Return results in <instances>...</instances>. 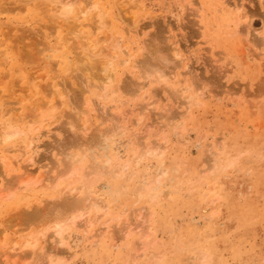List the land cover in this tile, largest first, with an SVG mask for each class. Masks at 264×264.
<instances>
[{"label": "rangeland", "instance_id": "obj_1", "mask_svg": "<svg viewBox=\"0 0 264 264\" xmlns=\"http://www.w3.org/2000/svg\"><path fill=\"white\" fill-rule=\"evenodd\" d=\"M121 1L81 0L77 7L79 12L90 10L78 14L77 32L93 35V51L103 56L115 51L116 74L115 87L107 90L106 99L97 94L103 92L102 84H85L84 107L92 123L97 115L106 114L94 127H106L103 133L108 132L111 146L91 139L95 132L90 124L91 134L83 132L86 145L74 147L67 118L77 110L71 96L79 94L72 74L76 42L66 27L48 24L35 0H0V133L20 127L28 133L24 144L34 146L19 156L21 151L13 149L21 145V136L0 142V154L13 161L7 174L4 166L0 171L11 178L20 170L38 167L30 180L46 178L42 187L30 184L6 191L1 198L0 262L16 246L14 239L21 238L17 244L21 248L30 234L53 224L43 218L28 221L29 213L40 210L50 218L61 194L81 198L88 187L108 212L88 227L89 232L67 228L62 238L68 249L49 234L45 250L66 248L68 253L58 255L65 264H264V46L260 43L264 42V0H125L120 7ZM92 2L107 11L105 26L95 20ZM237 10L245 13L247 22L244 18L237 22ZM115 34L122 38L118 50ZM164 42L171 43L169 53L176 47L181 56L175 58L171 52L167 66L177 62L179 68L164 67V72H174L165 73V84L151 77L136 93L128 92L123 84L139 79L140 62L150 56L147 52L152 54L151 47ZM120 48L125 49L119 52L122 55L117 52ZM191 93L194 102L188 98ZM41 98L55 102L54 114L29 133L15 119H25L27 109ZM112 116L121 133L112 129ZM149 143L164 152L162 162L142 152ZM75 152L85 157L77 176L49 182ZM108 158L107 169L93 171ZM161 166L165 173L155 182ZM92 210L87 219L95 213ZM141 214L146 220L143 229L124 233L129 224L136 227L141 222ZM41 243L22 264L46 263ZM18 246L16 250L23 252Z\"/></svg>", "mask_w": 264, "mask_h": 264}, {"label": "bare ground", "instance_id": "obj_2", "mask_svg": "<svg viewBox=\"0 0 264 264\" xmlns=\"http://www.w3.org/2000/svg\"><path fill=\"white\" fill-rule=\"evenodd\" d=\"M30 1H32V0H29V2ZM36 2H38V4L39 5H37V6H41V7H38V8H42L43 10L42 11H44L45 13H46V15L47 16H45V17H47V20H49V23L48 24H52L53 23V25H54V23H59V24H61V25H59V27L60 26H64V27H66V29H67V34L76 42V44L75 43H73L72 45H76L75 47L77 48L76 49V53H77V51H78V57H75V58H77V60L75 59V62H74V66H73V71H72V74H74V77H76L75 79L77 80V83H75V85L76 86H78V91H79V94L78 93H76V92H74V95H73V97L71 96V98L73 99V101H74V103L76 104V106H77V110H76V113H73V114H71L70 115V120H69V118H67L66 120H67V124L69 125V132H70V130L72 131V132H70L71 133V135H72V137H70L69 138V141H70V143L72 144H70V143H66V144H70L71 146H74V147H76V146H83V145H86V143H84L85 141L84 140H82L83 139V132L84 131H87L88 133H89V131H91L90 129H92V127L91 126H96V125H99V124H97L98 122L100 123L101 122V118L99 119V117H101V115H97L98 116V118H97V116H96V118H95V122L93 121V123H92V121H90V118H89V114H88V111H87V109L88 108H85L84 107V105H85V103H87V99L85 98V88H86V85L85 84H89V81H91L90 82V84H91V86H93V87H96V86H98L99 87V85L98 84H100V86H101V84H102V88L101 89H103V92H102V90H101V94L99 93V91H98V93L97 94H99L103 99H106V95H105V93L107 92V90L109 89V92L112 90L111 88L113 87V85H114V81H115V74H116V63L114 62V60H115V58H114V56H115V51L113 52L112 51V54L111 53H108V54H111V55H108L107 56V54H106V56L104 55H102V52H101V54H99L98 53V51L97 52H95V51H93V48H91V45H90V40H91V37L93 36V35H91V37L88 35V34H86L85 32L83 33L82 32V30L81 29H79L80 30V32H82L83 34H81V33H79V32H77V25L79 26L81 23H78L77 24V22H78V19H79V16H78V14L80 13L81 15L80 16H83L82 14H86V12H88V11H90L89 9H88V11H86L83 7L84 6H82V10L79 12L78 11V8L80 9V7H78L79 6V2H81V0H35ZM123 1H125V0H123ZM123 1H121V3L119 2V5H120V7H122V5L121 4H123ZM132 1V0H131ZM134 2L136 1V0H133ZM24 2H26L27 3V1H24ZM29 2H28V4H29ZM82 2H83V0H82ZM35 3V2H34ZM33 3V4H34ZM93 4L92 5H90V7L92 8V9H94L95 11H96V18L97 19H95L96 21L98 20L99 21V24H101V26L104 24V26H105V23L107 24V20L106 19H108L107 18V11H106V13L105 12H103V9H101V8H103V7H101V8H99L97 5H98V2H92ZM125 4V3H124ZM94 5V6H93ZM125 6V5H124ZM124 6H123V8H124ZM35 7H36V4H35ZM78 7V8H77ZM89 7V8H90ZM37 8V7H36ZM86 8H88V7H86ZM90 8V9H91ZM123 8H122V10H123ZM76 10L78 11L77 12V14H76ZM108 10V9H107ZM124 10H126V9H124ZM92 11V10H91ZM93 12V11H92ZM109 12V11H108ZM120 12V11H119ZM247 13V12H246ZM129 15V14H128ZM85 16V15H84ZM86 16H88L89 17V14H87ZM118 16V15H117ZM127 15H125V17H126ZM132 16V15H131ZM245 17V13L243 14L242 12H240L239 10H237L236 11V15H235V18H236V20H237V22H239L240 24H241V21H243L244 19H246L245 20V22H247L248 20V17L247 18H244ZM93 18V16L91 17V19ZM130 18V17H129ZM129 18H127L128 20H129ZM132 18V17H131ZM244 18V19H243ZM38 19V18H37ZM44 19V18H43ZM125 19V18H124ZM95 20H94V18H93V21L95 22ZM126 20V19H125ZM131 20V19H130ZM129 20V21H130ZM97 21V22H98ZM128 21V22H129ZM45 22V21H44ZM50 22H52V23H50ZM244 22V21H243ZM46 23V22H45ZM131 24V23H130ZM56 25H58V24H56ZM109 26H110V22H109V24H108ZM245 25V24H244ZM98 26V25H97ZM108 26V27H109ZM106 27H107V25H106ZM105 27V28H106ZM130 27V26H129ZM243 27V26H242ZM248 27V26H247ZM100 28H102V27H100ZM241 29V28H240ZM108 30V29H107ZM243 30H245L244 28H243ZM62 31V30H61ZM108 31H110V30H108ZM88 32V31H87ZM91 33V32H90ZM110 33V32H109ZM85 34V35H84ZM68 35H67V37H68ZM110 35V34H109ZM117 34H115V38H114V40L116 39L117 41H114V43H115V45H114V48L115 49H117V48H119L118 46H120L119 45V38H120V40L122 39L120 36H116ZM264 35V34H263ZM262 35V36H263ZM108 36V35H107ZM112 37H114V35L112 36ZM118 37V38H117ZM164 37V36H163ZM162 37V38H163ZM264 37V36H263ZM162 38H160V40H162ZM165 39H167L166 37H164ZM68 39H69V37H68ZM67 39V40H68ZM258 39V38H257ZM72 40V42H74ZM264 40V39H263ZM263 40H261V41H263ZM155 41V40H154ZM259 41H260V38L258 39V41H256V42H258L259 43ZM71 42V43H72ZM94 42V41H93ZM96 42V41H95ZM104 42H105V40H104ZM103 42V43H104ZM144 43H145V41H144ZM147 43V42H146ZM145 43V44H146ZM156 43V42H155ZM161 43V42H160ZM165 43V42H164ZM260 43H262L263 44V46H264V42H260ZM151 44H152V42H151ZM113 45V44H112ZM154 45V44H153ZM156 45V44H155ZM169 45H171V43L169 42ZM168 44H162V45H159V46H155V47H151V45H145V46H150L151 47V50L153 51L152 52V54H151V52L149 53V52H147L148 54H150V56L148 55H146L144 58H143V60L144 61H141L140 63H141V70L143 69V72H141L142 73V75H140V74H138L139 76V79H137V80H135V81H138V83H135V81H128V82H126L125 84H123V86H124V88H127L128 90V92H132V93H136L138 90H139V88H142V87H144L143 85L144 84H146L147 83V80L149 79V78H151V77H153L152 78V80H154L155 81V83H159V82H164V84H165V82L168 80V77L166 76L168 73L167 72H171L172 71V69H171V71H168V70H170L169 68L170 67H172L173 65H175V67H177V68H179V66L177 65L176 66V64H177V62L175 63V64H171L172 66H169L170 64H168V66H167V64L166 63H168V62H172V61H169L168 59L169 58H171V56H170V53L172 52H170L169 53V50H170V46H169ZM261 45V44H260ZM124 46V45H123ZM122 46V47H123ZM74 47V46H73ZM92 47H93V45H92ZM94 47H96V45L94 46ZM176 48V47H175ZM175 48H173L172 50H173V52L175 53L176 51H174L175 50ZM105 50H106V48H104ZM110 49H112V48H110ZM121 49V48H120ZM177 49V48H176ZM51 50H53V49H51ZM55 50V49H54ZM73 50H75V49H73ZM95 50V49H94ZM102 49H100L99 51H101ZM118 50V49H117ZM123 50H125L124 48H122L121 50H119V51H117L118 52V54L120 55H122V54H124V53H119L120 51L121 52H123ZM146 50H148V49H146ZM150 50V51H151ZM107 51V50H106ZM103 52H104V50H103ZM128 52H130V50L128 51ZM172 52V53H173ZM1 53H3V52H1ZM74 53H75V51H74ZM104 53H106V52H104ZM103 53V54H104ZM173 53V54H174ZM131 54H133V53H131ZM130 54V55H131ZM143 54H144V52H143ZM177 54H178V52H177ZM176 53L174 54V57L175 58H177L178 57V55H177ZM99 55H101V56H99ZM145 55V54H144ZM143 55V56H144ZM152 55V56H151ZM172 55V54H171ZM76 56V55H75ZM117 56V55H116ZM132 56V55H131ZM142 56V55H141ZM142 56V57H143ZM177 56V57H176ZM180 56V55H179ZM179 58H181V56L180 57H178V59ZM126 59V58H125ZM123 60L124 61V63H125V61L126 60ZM166 60H168V62L166 61ZM181 60V59H180ZM116 61V60H115ZM138 61V60H137ZM136 61V62H137ZM143 62V63H142ZM181 62V61H180ZM178 64H179V62H178ZM166 66L168 67V70H166L167 72H164L165 71V68H166ZM165 67V68H164ZM174 67V68H175ZM174 68H173V71H175L174 70ZM186 69H187V67H186ZM139 72V71H138ZM165 73H167L166 75H165ZM171 73H174V72H171ZM170 73V74H171ZM71 74V73H70ZM69 74V75H70ZM172 75V74H171ZM170 75V76H171ZM71 76H73V75H71ZM140 76H141V78H140ZM167 77V80H166V77ZM173 76V75H172ZM73 77V78H74ZM137 77V76H136ZM70 79H71V77H70ZM170 79V78H169ZM183 79H185L184 77H183ZM151 80V81H152ZM75 81V80H74ZM194 81V80H193ZM87 82V83H86ZM192 83V82H191ZM161 84V83H160ZM164 84H162V86L164 85ZM169 84V83H168ZM193 84V83H192ZM157 85H159V84H157ZM82 86V87H81ZM90 86V85H89ZM90 86V87H91ZM114 87H115V85H114ZM76 88V87H75ZM77 89V88H76ZM174 90V89H173ZM178 91V90H177ZM87 92H89V91H87ZM45 93H46V90H45ZM69 93V92H68ZM176 93V92H175ZM44 94V93H43ZM48 94H49V92H48ZM41 95H42V93H41ZM46 95V94H45ZM70 95V94H69ZM68 95V96H69ZM98 95V96H99ZM110 95V94H109ZM109 95H107L108 96V98H109ZM57 96V95H56ZM99 96V97H100ZM43 97H45V96H43ZM100 97V98H101ZM71 98H68V99H71ZM188 98H189V100L190 101H192V102H194V100H195V95L194 94H192L191 93V95L190 96H188ZM47 99H48V97H47ZM47 99L45 100V99H39V100H37V102L34 104V105H31L30 106V108L29 109H27V117H24L23 116V118H25V119H23L22 121L20 120L21 118H22V116H17V118L15 119L16 121V123H18V124H21L20 126H24L25 128H26V130L28 129V132L30 131L31 132V129H33V128H35V129H37V128H39L45 121H47L48 119H50L52 116H53V114H54V111H55V102H53V103H50V101H47ZM55 100V99H54ZM67 100V99H66ZM52 101V100H51ZM68 101V100H67ZM196 101V100H195ZM66 102V101H65ZM64 102V103H65ZM69 103V102H68ZM96 103V102H95ZM70 105V104H69ZM100 105H102V104H100ZM103 105H104V103H103ZM109 106V104L107 103L106 104V106ZM256 105V104H255ZM76 106H75V108H76ZM96 106V105H95ZM27 107H29V106H27ZM99 107V106H98ZM104 107V106H103ZM23 108L25 109V107L23 106ZM105 108V107H104ZM107 108V107H106ZM96 109V108H95ZM99 109H101V107L99 108ZM103 109V108H102ZM97 110H98V108H97ZM108 110V109H107ZM23 111V110H22ZM105 111V110H104ZM104 111H102V112H104ZM101 112V110H100V113H102ZM106 113L108 112V111H105ZM117 112V111H116ZM109 114V112L107 113V115ZM106 115V114H105ZM105 115H102L103 117L105 116ZM109 115H111V114H109ZM115 115V114H114ZM117 115V114H116ZM94 116V115H93ZM118 116V115H117ZM108 118V117H107ZM111 118V117H110ZM110 118L108 119V120H110ZM115 118H116V116H115ZM118 121L120 120V118H119V116H118V118H116ZM107 119H105V121H106ZM114 119H113V116H112V121L110 120V122H113V130L115 129L116 130V128L118 129V128H120L121 126L119 125V124H115V121H113ZM102 121H104L103 120V118H102ZM12 122V121H11ZM15 122H13L14 124H16ZM86 123H89L88 125L90 126V124H91V126L90 127H88V129L86 128L85 129V125H86ZM104 123V122H103ZM117 123V122H116ZM8 124V123H7ZM65 125V124H64ZM63 125V126H64ZM102 125V124H101ZM112 125V124H111ZM100 126V125H99ZM7 127V126H6ZM10 127V126H9ZM24 128V129H25ZM106 128V127H105ZM104 128V130L102 129H99L98 127H94L92 130H94V131H91V132H95L94 134H92V136H91V139H93L94 140V142L96 141L97 142V140H98V142L99 141H103L104 140V143H105V147H108V146H111V142H110V138L107 136V133L108 132H106V133H103L106 129ZM111 128V127H110ZM123 128H124V126H123ZM67 130H68V128H66ZM85 129V130H84ZM114 130V131H115ZM122 130V129H121ZM121 130L120 129H118L117 131H120V133H121ZM107 131V130H106ZM114 131H110V132H113L114 133ZM29 132V133H30ZM91 132L89 133V134H91ZM119 133V132H118ZM26 134L28 135V133L27 132H25V130H23V129H21L20 127L17 129V127H16V129H13V127H10V128H4L3 130H1V133H0V142L2 143V144H5V143H8L10 140H11V138L12 137H14V136H17V135H19V136H21L22 138V141H21V145H19V146H17V148H14L13 150H17L18 152L19 151H21V153L19 154V156H22L23 155V153L24 152H26V150L27 149H32V146L33 145H25L24 144V142H25V137H26ZM70 135V136H71ZM86 137V136H85ZM84 137V138H85ZM100 139V140H99ZM93 142V141H92ZM97 142V143H98ZM100 142V143H101ZM153 142V141H152ZM99 143V144H100ZM159 145V144H158ZM103 146H104V144H103ZM34 147V146H33ZM101 147H102V145H101ZM162 148V147H161ZM11 150V149H10ZM12 151V150H11ZM136 152V151H135ZM142 152H144L145 154H147V156L146 157H150L151 159H156V160H161V158L163 157V154H164V152L160 149V151H159V149L158 148H156V146L154 145V143L152 144H148L147 146H146V148H145V150L144 151H142ZM143 153V154H144ZM142 154V155H143ZM92 155V154H91ZM109 155V154H108ZM18 156V155H17ZM69 157V159H67V161H66V163H65V167L64 168H62V169H60V170H58L57 171V173L56 172H54V176L53 177H51V178H49L48 180H50L49 182H52L53 184H55L54 182H57V180L58 179H60V178H62L63 176H65L66 178H68V179H70V178H73V177H75V176H77V173H79V170L81 169V166H82V163L84 162V159H85V157L82 155V156H80V157H78L77 156V152H75V153H72L71 155H69L68 156ZM138 157V156H137ZM144 157H145V155H144ZM144 157L143 156H141V154H140V159H144ZM139 158V157H138ZM92 159H94V158H92ZM140 159H137V160H135L134 162H139L140 161ZM12 161V160H11ZM16 161H18V160H16ZM110 161H111V158H108V159H106L105 160V162H104V164H102V166L101 167H98V170H96L97 168L96 167H94L95 169H93V171H95L96 173H101V171H103V170H101L102 168H104V169H107L108 167V165H109V163H110ZM163 161V158H162V160H161V162ZM13 162V161H12ZM12 162L11 163H9V162H7V160H6V153H3V154H0V166H4V171L6 172V174H7V172H8V170L10 171V168H11V164H12ZM40 162V161H39ZM94 162V161H93ZM21 163V162H20ZM32 163V162H31ZM28 164V163H27ZM23 165V164H22ZM22 165L20 166V169H23L24 168V166H23V168H22ZM29 166H30V164H28ZM95 165V164H94ZM35 166L37 167V164H35ZM34 166V167H35ZM14 167V166H13ZM18 167H19V164H18ZM35 167V168H36ZM16 169H17V167H15ZM93 168V167H92ZM99 168H101L100 170H99ZM37 170H39L38 169V167L36 168ZM36 169H32V168H25L24 170H20V172L18 173V174H16V176H15V173H14V176L15 177H13L12 175L13 174H11V178H4L3 176H2V170L0 171V176H1V178H0V181H2V183L0 182V200H1V198H4L5 197V192L6 191H9V190H12V192H13V190H17V189H19V190H22V189H25V188H27L28 186H30V184H32V185H35V184H40V182H42L43 180L44 181H46V178L44 179L43 178V180L42 179H40L39 181H32V179L30 180V178H31V176L33 175V173L35 174V170ZM60 171V172H59ZM94 172V173H95ZM10 173V172H9ZM164 173H165V170L162 168V166L161 167H159L158 168V170H157V174H156V179H155V182H158L159 180H160V178H161V176L162 175H164ZM98 174H97V176H98ZM6 176V175H5ZM45 176V175H44ZM49 176V175H48ZM65 177H63V179H65ZM61 180V179H60ZM2 184V185H1ZM42 184H44V183H42ZM42 184H40L41 185V187H42ZM45 185V184H44ZM147 186V185H146ZM40 187V188H41ZM51 187V186H50ZM143 189V188H142ZM74 191H77L76 189H74L72 192H74ZM144 191V190H143ZM148 192V190L146 189L145 190V193H147ZM150 192V191H149ZM148 192V193H149ZM92 192H90L89 191V189H88V187H87V191H86V193L83 195V197H77L76 199H74L73 197H70L69 195H71V194H69V195H67V194H61L60 196H59V198H58V200H57V202L55 203V205H54V208H55V212H53V214L50 216V218L47 216V217H45L46 215H45V213H43V212H41L40 210H35V211H32L31 213H29V215H27V218H28V221L30 220V221H32V220H35V219H40L41 220V218H43V222L44 223H50V222H53V224L52 225H49V226H47V227H45V228H42V229H39V230H37L36 232H34L33 233V235L32 234H30V236L27 238L26 236V239L25 240H23V245H22V247L20 248V246H18L17 244L19 243V241H20V239L21 238H19V239H14L15 241H13V242H15V244H16V246H18V248H20V249H22V248H24L22 251L23 252H21V250L18 252V250H16L17 249V247L15 246V247H11L12 248V250L10 251V252H8L7 251V253L5 252L4 253V260L2 261V262H0V264H22L26 259H28V257L29 256H31V254L33 253V251H34V249L36 248V246H37V244L38 243H41V241H42V243L41 244H43V245H41L42 247H40L39 249H40V251H41V256H43L44 258H46V263L45 264H65L64 262V259L63 260H61V255L60 256H58L59 255V253H65L66 251V248H65V250L64 249H57V248H54V247H52V248H54L56 251H53L54 249H51L52 251H49V249L48 250H45V243H47L46 242V239H47V237L49 236V234H51L52 233V236L53 235H55L54 237L56 238V240H55V243L56 244H59L60 245V247H62V246H68L67 244H68V242H66L65 240H63V238H62V235H63V232L67 229V228H69V227H73V228H75V229H82L81 230V232L82 231H84V232H89V229H88V227L89 226H91L92 224H94L100 217H101V215H104L106 212H108V211H106V210H104L105 208H103V205H101V204H99L98 202H97V199H96V197L95 196H93V194H91ZM143 193V192H142ZM147 193V194H148ZM151 195V194H150ZM156 197H157V194H156V196H155V194L153 195V196H151V199H153V201H155V199H156ZM150 199V198H149ZM102 207H101V206ZM143 207V209H145L144 208V206H142ZM145 207H147V206H145ZM92 209H94V211H95V213L92 215V218L90 217L89 219H87V216L90 214L89 212L92 210ZM107 210H108V208H107ZM93 211V210H92ZM92 214V213H91ZM90 214V215H91ZM45 217V218H44ZM24 218H25V216H24ZM144 218V215L143 214H141L140 215V219H141V222H139V224L138 225H136V227L134 226V225H132V224H129V226H130V228L129 229H127V228H125V230L126 231H123L124 233H126V234H128V232H130L131 230L133 231L134 229H137L138 228V231L140 230V229H143V227H144V224H146L145 222H146V220L145 219H143ZM27 220V219H26ZM127 226V225H126ZM72 228V229H73ZM70 229V228H69ZM147 229V228H146ZM143 231V230H142ZM146 232V231H145ZM148 232V231H147ZM147 232H146V234H147ZM125 234V235H126ZM131 234V233H130ZM123 235V234H122ZM145 235V234H144ZM143 235V236H144ZM91 236H94V234L93 235H91ZM128 236V235H127ZM22 237V236H21ZM50 237V236H49ZM96 237V236H95ZM126 237V236H125ZM90 238V237H89ZM92 238V237H91ZM54 239V238H53ZM47 240H49V239H47ZM22 241V240H21ZM49 242V241H48ZM145 242V241H144ZM141 243H143V242H141ZM51 244V243H50ZM145 245H146V243H144ZM11 245V244H10ZM145 245L143 246V247H145ZM3 246V245H2ZM39 246H40V244H39ZM141 246V245H140ZM64 248V247H63ZM67 249H68V247H67ZM138 249V248H137ZM141 249V248H140ZM38 250V249H37ZM136 250V249H135ZM139 250V249H138ZM39 251V250H38ZM66 253H68V251L66 252ZM135 253H136V251H135ZM39 254V253H38ZM137 255L138 254H136V257H137ZM40 256V257H41ZM139 256V255H138ZM2 257V256H1ZM64 257V256H63ZM62 257V258H63ZM42 258V257H41ZM134 258H135V256H134ZM134 261V260H133ZM44 264V263H43Z\"/></svg>", "mask_w": 264, "mask_h": 264}]
</instances>
